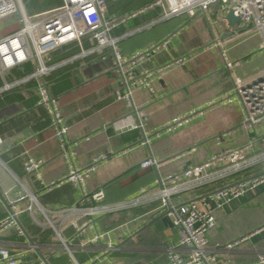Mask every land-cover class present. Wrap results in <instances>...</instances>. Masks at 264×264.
Returning <instances> with one entry per match:
<instances>
[{
  "label": "crops",
  "instance_id": "0c3cea01",
  "mask_svg": "<svg viewBox=\"0 0 264 264\" xmlns=\"http://www.w3.org/2000/svg\"><path fill=\"white\" fill-rule=\"evenodd\" d=\"M156 1L107 0L104 17L113 22V36L129 35L120 42L124 58L146 53L133 70L137 77L151 73L147 79L154 88L150 92L139 86L134 92V104L150 116L145 131L116 127L133 110L128 102L116 99L122 82L107 50L104 55L82 56V48L74 42L50 54L49 65L54 70L46 78L47 90L70 130V162L60 154L53 118L36 81L1 91L6 82L23 80L33 67L0 73V165L22 191L36 198L32 211L27 209L29 199L18 203L24 211L17 215L23 234L13 225L0 236V248L18 256V264H46L41 256L48 264H170L166 249L177 243L178 229L165 215L160 200L87 218H80L75 209L114 206L137 196L143 188H154L158 170L140 167L151 157L162 163L161 174H170L233 149L249 146L250 156L264 150V121L246 128L242 106L233 96L235 78L248 79L264 70L261 35H249L220 48L217 38L223 41L243 28L242 23L231 27L223 21L218 5L210 8L208 17L199 12L194 17L159 21L162 11ZM60 5L61 0H55L32 15L49 13ZM156 46L161 47L153 50ZM91 48L84 39L83 50ZM223 53L233 69L227 68ZM226 96L233 97L232 102ZM144 133L160 136H153L147 146L142 144ZM101 155L106 158L94 164ZM29 159L43 161L40 179L26 173ZM70 164L76 169L95 166L84 188L65 181ZM263 174L264 162H259L227 181ZM220 186H205L177 195L173 201L199 199ZM101 190L105 198L94 200L92 196ZM214 215L217 224L208 239L215 264H255L264 256V185L215 209ZM10 216L8 205L0 199V222ZM103 234L105 241L93 242ZM242 238L243 242L228 248ZM110 242L116 246L113 251L107 249Z\"/></svg>",
  "mask_w": 264,
  "mask_h": 264
},
{
  "label": "built area",
  "instance_id": "2783aa9c",
  "mask_svg": "<svg viewBox=\"0 0 264 264\" xmlns=\"http://www.w3.org/2000/svg\"><path fill=\"white\" fill-rule=\"evenodd\" d=\"M107 0H63V5L47 14L28 16L22 0H0V21L18 15L21 26L11 35L0 40V73L4 74L12 69L33 64L34 71L23 80H14L5 83L1 91H10L16 86L35 80L37 89L41 94L42 102L47 105L53 118L55 136L59 140L60 154L67 162H70V154L67 150L69 127L65 121L58 103L49 96L46 78L54 70L49 65L50 54L65 45L78 43L82 48V56L89 54L114 57V72L121 79L122 85L115 91L118 101H126L132 107L133 114L125 119L116 122L119 130H142L145 131L147 122L150 119L149 113L144 107L134 104V92L139 86H144L150 92L154 91L151 82L146 76L137 77L134 74L136 62L143 59L144 52L137 53L131 59L124 58L120 49V42L126 38L112 35L114 28L112 21L104 19L106 14ZM118 1V0H113ZM219 6V15L225 21L229 11H233L235 17L242 23V31L231 33L223 41L216 39V45L220 48L232 44L249 35L259 34L262 37L261 50H264V0H157L155 6L161 8L159 21L170 20L182 15L194 17L201 12L208 17V12L213 5ZM87 39L93 46L90 50H83V40ZM161 46L153 47V50ZM226 66L233 69L234 65L228 61L223 53ZM234 97L239 101L244 112V126L252 127L264 121V70L248 79H234ZM227 102H232L233 97H224ZM153 136L159 137L160 133H144L143 145L151 146ZM3 140L0 138V146ZM250 147H242L230 150L221 156H214L203 164L188 168L182 172L161 174L159 172L161 162L153 157L146 159L140 164L141 168L154 167L158 170L155 180V187L152 189L143 188L139 194L132 199L114 206L87 207L81 210L75 209L80 218L94 217L126 208H133L144 205L150 201L160 200L165 214L173 220L174 226L178 229V240L173 246L166 249L170 264H215L217 259L209 250L208 233L217 224L214 215L215 209H223L234 199H237L248 192L255 191L264 185V174L242 179L229 183L227 179L247 169L251 165L264 162V150L259 154L250 156ZM106 156H99L94 159V164L105 159ZM43 161L29 159L25 164V171L30 175H36L41 169ZM95 171L92 165L86 169H76L72 164L69 166V173L65 181L74 183L84 188ZM221 183L222 186L215 188L199 199L176 204L173 197L196 191L205 186H213ZM54 183L50 187H52ZM17 202H12L11 216L0 222V236L6 229L15 225L20 233L23 231L15 221L18 214L24 212L18 207L19 201L30 200L28 210L32 211L36 198L27 191ZM92 198L100 201L105 198L104 192H96ZM214 205V209L210 207ZM228 245L233 248L244 241ZM106 235H97L93 242L102 243ZM107 249L113 251L116 246L113 243L107 244ZM187 253V257H183ZM20 258L13 255L8 249L0 248V264H18ZM43 264V263H42ZM255 264H264V256H261Z\"/></svg>",
  "mask_w": 264,
  "mask_h": 264
},
{
  "label": "water",
  "instance_id": "95a60500",
  "mask_svg": "<svg viewBox=\"0 0 264 264\" xmlns=\"http://www.w3.org/2000/svg\"><path fill=\"white\" fill-rule=\"evenodd\" d=\"M215 5H213V6H215ZM226 20L228 22V25L231 27H234L236 24L240 23V19L238 17H235L233 11L228 12V14L226 15ZM23 196H24V192L17 185L15 180L0 165V199L3 203L8 205V209L11 211V213H12V205L9 204L7 200H9L11 202H17ZM19 202H21V201H19ZM14 219L17 222V224L20 226V228L23 229L18 218L15 217ZM30 242H31V244L34 245V241L30 240ZM38 253H40V252L38 251ZM41 257L44 260V262L46 264H48L47 260L43 256H41Z\"/></svg>",
  "mask_w": 264,
  "mask_h": 264
},
{
  "label": "rangeland",
  "instance_id": "374dc122",
  "mask_svg": "<svg viewBox=\"0 0 264 264\" xmlns=\"http://www.w3.org/2000/svg\"><path fill=\"white\" fill-rule=\"evenodd\" d=\"M54 1L55 0H22L24 8H25V12L28 16H35V15H32L34 11H38L39 8L48 6V4L53 3ZM62 5H63V0H61L60 6ZM20 26H21V23L19 22L18 15H15L13 18L0 21V37L2 38L5 35L18 30ZM29 66L33 67L32 62L28 64V67Z\"/></svg>",
  "mask_w": 264,
  "mask_h": 264
}]
</instances>
